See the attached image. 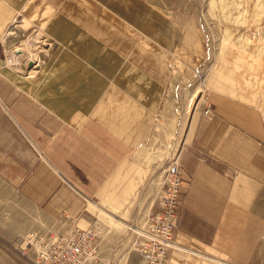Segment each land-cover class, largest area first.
<instances>
[{
    "label": "crops",
    "instance_id": "crops-1",
    "mask_svg": "<svg viewBox=\"0 0 264 264\" xmlns=\"http://www.w3.org/2000/svg\"><path fill=\"white\" fill-rule=\"evenodd\" d=\"M143 3L0 0V264H29L19 236L72 225L98 233L91 264H139L131 242L178 145L169 264H264L260 102L218 64L204 90L205 52L170 48ZM33 32L52 44L23 72L9 55Z\"/></svg>",
    "mask_w": 264,
    "mask_h": 264
},
{
    "label": "rangeland",
    "instance_id": "rangeland-1",
    "mask_svg": "<svg viewBox=\"0 0 264 264\" xmlns=\"http://www.w3.org/2000/svg\"><path fill=\"white\" fill-rule=\"evenodd\" d=\"M147 2L152 9L143 3L138 4V11L151 15L154 30L162 28L163 31L169 32L170 37L166 43H169L170 48L184 46L185 59H191L193 50L199 45L202 52H205V57L202 55L201 58L202 66L208 72L201 75L202 88L206 90L205 87H209L208 74L217 64L219 69L223 68L229 72L224 74H230L237 79L242 77L243 87L254 91L250 93L260 102L264 122V0H147ZM39 36L42 38L41 34L33 32L27 41L17 47L28 51L22 56H28V62L16 68L17 60L14 53L11 54L9 60L13 68L24 72L28 65H33L30 62L36 61L37 54L52 44L48 40L44 42L39 40ZM19 61L23 63L26 59L19 56ZM194 105L195 102H192L191 111ZM179 146L175 147L174 153L169 154V161L176 156Z\"/></svg>",
    "mask_w": 264,
    "mask_h": 264
},
{
    "label": "built area",
    "instance_id": "built-area-1",
    "mask_svg": "<svg viewBox=\"0 0 264 264\" xmlns=\"http://www.w3.org/2000/svg\"><path fill=\"white\" fill-rule=\"evenodd\" d=\"M31 67L28 65L27 69L30 71ZM211 112L208 107L204 115ZM183 191L184 179L178 159L173 156L165 168L164 184L154 210L146 220L145 228L136 230V237L131 242V251L139 258V264H169ZM97 238L96 230L72 225L61 234L19 236L11 248L29 264H91L98 255Z\"/></svg>",
    "mask_w": 264,
    "mask_h": 264
},
{
    "label": "bare ground",
    "instance_id": "bare-ground-1",
    "mask_svg": "<svg viewBox=\"0 0 264 264\" xmlns=\"http://www.w3.org/2000/svg\"><path fill=\"white\" fill-rule=\"evenodd\" d=\"M36 40V39H35ZM32 43H34V41H32ZM42 43V42H41ZM24 47V46H23ZM28 48H30V45H28ZM24 48H18L17 51H19V53L16 54V52L14 53V57L16 58L17 62L15 64V67L18 68L19 65L24 64L25 62H28V56L26 57H22L24 53H27V50H23ZM32 53H30L29 55L31 56ZM19 56L23 59H26V61H24L23 63L19 61Z\"/></svg>",
    "mask_w": 264,
    "mask_h": 264
},
{
    "label": "water",
    "instance_id": "water-1",
    "mask_svg": "<svg viewBox=\"0 0 264 264\" xmlns=\"http://www.w3.org/2000/svg\"><path fill=\"white\" fill-rule=\"evenodd\" d=\"M133 227V226H132Z\"/></svg>",
    "mask_w": 264,
    "mask_h": 264
}]
</instances>
